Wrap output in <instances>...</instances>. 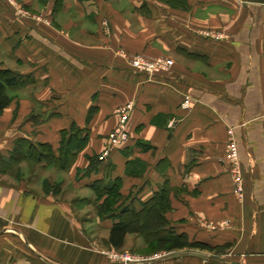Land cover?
Returning <instances> with one entry per match:
<instances>
[{"label":"crops","instance_id":"0c3cea01","mask_svg":"<svg viewBox=\"0 0 264 264\" xmlns=\"http://www.w3.org/2000/svg\"><path fill=\"white\" fill-rule=\"evenodd\" d=\"M9 1L0 0V69L32 81L8 92L0 154L18 138L56 150L72 123L88 139L65 171L66 193H28L11 171L0 173V264H122L103 253L120 250L107 243L118 219L82 214L86 202L95 209L93 184L115 179L137 211L167 185L164 215L175 232L229 244L225 253L125 250L140 256L129 264H264V4L16 0L39 2L25 15ZM124 54L171 64L149 75ZM123 107L128 137L104 154ZM93 156L98 164L87 171Z\"/></svg>","mask_w":264,"mask_h":264},{"label":"trees","instance_id":"16d2710c","mask_svg":"<svg viewBox=\"0 0 264 264\" xmlns=\"http://www.w3.org/2000/svg\"><path fill=\"white\" fill-rule=\"evenodd\" d=\"M161 1L171 5H174V2H180V0ZM31 81L29 77L10 68L0 69V112L10 102L9 90L26 87ZM60 134V143L56 150L49 143H33L29 139L18 138L7 156L0 154V173L12 171L13 167L22 162L34 163L41 167L52 166L59 171H68L76 154L87 143L88 130L72 123L68 129L61 130ZM97 164L96 156L89 157L86 170L93 169ZM19 170L20 168L18 170L16 168V171ZM61 187V181H50L48 178L42 181V189L45 193L58 194ZM119 187L120 183L117 179L108 182L99 180L93 184L96 193L94 201L96 213L99 216L118 219V222L113 224L109 230L107 238L109 246L121 249L127 234H138L143 235L146 244L153 245L156 251L188 247L223 253L229 247V244L210 247L202 242L189 241L186 234L175 232L164 215L170 207L167 185H163L149 200L142 202L138 211L125 203L127 196L119 193Z\"/></svg>","mask_w":264,"mask_h":264},{"label":"rangeland","instance_id":"374dc122","mask_svg":"<svg viewBox=\"0 0 264 264\" xmlns=\"http://www.w3.org/2000/svg\"><path fill=\"white\" fill-rule=\"evenodd\" d=\"M27 4H24V3L17 4L16 0H11V2H10V5L15 10L18 9L19 12H22L21 14H25L24 11L28 8L30 10H32V9L36 10V11L38 10V12H39V2L33 3V6H32V4L31 5L28 4L30 7L26 8L28 6ZM26 12L30 13L27 10H26ZM25 15H28V14H25ZM16 168H17V170H18V168H20V170L16 171ZM11 172H12L13 177L14 176L16 177L15 179L13 178L12 180L16 181V183L17 182L19 183L20 180H22L24 183V187H27V189H28V193L39 192V188L40 187L42 188V181L44 180V178H48L50 181H61L62 182L61 190H64L65 193L70 189V184H68V179L65 176L66 172L65 171H59L52 166L41 167L40 165H36L34 163L22 162L20 165H16L15 167H13ZM63 195H61V197ZM92 199L96 200L95 197H93ZM95 205H96V203H95ZM86 206L87 207H86L85 212L82 213L83 216L86 219H93L94 215L96 213L95 209H94V205L87 204V202H86ZM92 227H94L96 229L97 226L91 225V228ZM131 238H134V239H131ZM131 238L127 240L126 246H124L122 249L117 250V251L123 253V252H125V250H127V251H130L132 253L136 252V253H141V254H153V253H157V252L162 251V250L156 251L154 249L153 245L148 246L144 239L138 238L135 234H132ZM162 252H167V251L163 250ZM223 253H225V250L223 251ZM137 255L138 254H133L132 256L133 257H140Z\"/></svg>","mask_w":264,"mask_h":264},{"label":"built area","instance_id":"2783aa9c","mask_svg":"<svg viewBox=\"0 0 264 264\" xmlns=\"http://www.w3.org/2000/svg\"><path fill=\"white\" fill-rule=\"evenodd\" d=\"M123 56L126 57L128 64L130 65L131 68L149 75L164 72L169 69L171 64V60L169 58L162 56L148 57L142 54H132V55L124 54ZM188 102L189 100L186 98L183 101V105L186 106ZM128 111H129V107H123L121 109L119 123L108 136L109 147L104 150V154H106L112 146L119 145L127 139L128 134L125 127H126ZM229 157L232 160V163L236 165L237 156L235 155V149L233 147ZM236 172L238 173V171ZM236 179L237 181H239L238 174ZM103 253L107 256L109 260L113 262H121L123 264L140 260L138 257H133L131 254L127 252L122 253L111 250V251H104Z\"/></svg>","mask_w":264,"mask_h":264},{"label":"water","instance_id":"95a60500","mask_svg":"<svg viewBox=\"0 0 264 264\" xmlns=\"http://www.w3.org/2000/svg\"><path fill=\"white\" fill-rule=\"evenodd\" d=\"M241 1H243V2H254V3L264 4V0H241ZM163 257H165V256H163ZM157 258H159V257H157ZM160 258H162V256ZM148 261H151V260H147V261L145 260L143 262H148ZM127 264H129V263H127Z\"/></svg>","mask_w":264,"mask_h":264}]
</instances>
